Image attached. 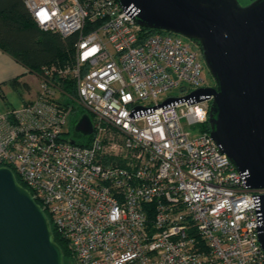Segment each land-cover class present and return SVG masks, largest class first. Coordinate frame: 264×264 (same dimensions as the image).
<instances>
[{
  "label": "built area",
  "instance_id": "obj_1",
  "mask_svg": "<svg viewBox=\"0 0 264 264\" xmlns=\"http://www.w3.org/2000/svg\"><path fill=\"white\" fill-rule=\"evenodd\" d=\"M26 6L42 29L78 34L75 59L45 68L34 100L0 112V166L41 202L71 264H264V188L206 129L213 96L185 98L210 87L203 51L149 34L117 0ZM177 88L186 94L159 100ZM78 106L92 121L83 139L70 131Z\"/></svg>",
  "mask_w": 264,
  "mask_h": 264
},
{
  "label": "water",
  "instance_id": "obj_2",
  "mask_svg": "<svg viewBox=\"0 0 264 264\" xmlns=\"http://www.w3.org/2000/svg\"><path fill=\"white\" fill-rule=\"evenodd\" d=\"M117 1L139 25L200 43L216 84L193 90L185 98L200 101L213 96L211 137L246 176L247 184L263 189L264 0L247 5L239 0ZM75 130L92 133L88 114ZM260 211L263 225L258 237L264 249V195ZM0 264H66L46 211L6 166H0Z\"/></svg>",
  "mask_w": 264,
  "mask_h": 264
},
{
  "label": "trees",
  "instance_id": "obj_3",
  "mask_svg": "<svg viewBox=\"0 0 264 264\" xmlns=\"http://www.w3.org/2000/svg\"><path fill=\"white\" fill-rule=\"evenodd\" d=\"M144 30L149 34L166 31L151 28H144ZM77 39L78 34L63 36L59 32L42 29L35 22L31 12L26 6V0H0V48L12 55L17 61L25 65L36 75L43 76L45 68L54 65L64 68L72 66L75 59V43ZM192 43L199 50H202L198 41L192 40ZM17 81L18 78H15L11 83L14 84ZM62 83L65 85L67 84L68 88L75 89L72 81L63 80ZM74 95L75 91L72 95V99L75 98ZM9 109L11 108L7 110ZM79 109H81V114L79 117H76V113ZM86 113L87 111L83 107H75L71 123L73 120L77 123ZM209 128V123H206V129L208 130ZM74 133L78 134L75 128ZM80 143L84 144L83 142ZM17 178L20 183L28 187L19 176H17ZM38 202L40 201L38 200ZM54 234L55 240L65 253L66 264H71L69 244L63 241L55 230Z\"/></svg>",
  "mask_w": 264,
  "mask_h": 264
},
{
  "label": "crops",
  "instance_id": "obj_4",
  "mask_svg": "<svg viewBox=\"0 0 264 264\" xmlns=\"http://www.w3.org/2000/svg\"><path fill=\"white\" fill-rule=\"evenodd\" d=\"M32 74L37 76L12 55L0 48V96L2 98L6 100L9 95L17 93L18 98L24 104L34 100L38 96L39 90L38 88L33 89L31 85L30 78ZM15 78H18V81L12 84L11 81ZM8 108H15V105L10 101H6V110Z\"/></svg>",
  "mask_w": 264,
  "mask_h": 264
},
{
  "label": "rangeland",
  "instance_id": "obj_5",
  "mask_svg": "<svg viewBox=\"0 0 264 264\" xmlns=\"http://www.w3.org/2000/svg\"><path fill=\"white\" fill-rule=\"evenodd\" d=\"M252 1L253 0H239L241 5H247V4L251 3ZM182 37H183L184 40L186 39V37H184V36H182ZM204 74H205V77H206V80H207L206 85L215 86V84H216L215 83V79L213 78L212 74L210 73L207 65L205 67ZM30 81H31V85L33 86V89H37L38 88V90H40V82L38 84L39 79L37 78V76L32 74V77L30 78ZM185 94H186V92H184L181 88H177V89H174V90L170 91L167 94H163L162 96H160L159 100L160 101L164 100L168 96L179 97V96H183ZM6 101L12 102L15 105V107H21L22 105H24V103H22L21 99L18 98V94L17 93L9 95L8 98H6V100L0 96V112H4L6 110ZM72 102H74V101L72 100ZM80 114H81V109H79L77 111L76 117H79ZM75 124H76V122L73 120V122L70 125L71 134L74 135L77 139H83L84 138L83 136L74 133ZM185 128H186L187 131H190L193 134H195L200 129V125H195V126H192V127H189V126L186 125Z\"/></svg>",
  "mask_w": 264,
  "mask_h": 264
}]
</instances>
